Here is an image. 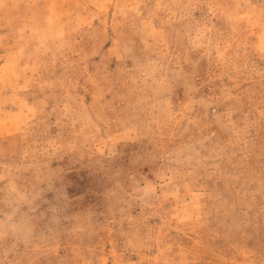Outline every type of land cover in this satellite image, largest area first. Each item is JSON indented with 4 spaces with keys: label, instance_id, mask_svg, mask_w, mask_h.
Here are the masks:
<instances>
[{
    "label": "rangeland",
    "instance_id": "rangeland-1",
    "mask_svg": "<svg viewBox=\"0 0 264 264\" xmlns=\"http://www.w3.org/2000/svg\"><path fill=\"white\" fill-rule=\"evenodd\" d=\"M0 264H264V0H0Z\"/></svg>",
    "mask_w": 264,
    "mask_h": 264
}]
</instances>
